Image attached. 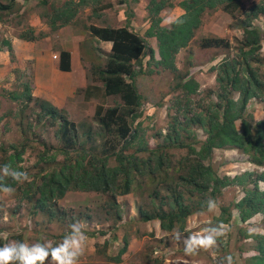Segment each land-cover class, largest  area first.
<instances>
[{
	"label": "trees",
	"instance_id": "obj_1",
	"mask_svg": "<svg viewBox=\"0 0 264 264\" xmlns=\"http://www.w3.org/2000/svg\"><path fill=\"white\" fill-rule=\"evenodd\" d=\"M14 1L0 0V21L2 13L9 16ZM92 1L95 0H62L61 4H49L41 16L52 32L73 22L78 10ZM171 1L148 0L149 24L143 35L132 29L129 15L125 16L124 25L119 27L94 24L84 27L90 36L110 42V48L102 66L92 65L95 83H86L78 91L85 100L93 97L102 102L111 95L120 100V103L106 108H102V104L95 105L92 118L97 129L93 131L101 140L98 146L94 141L90 143L95 144V151L86 146L89 132L83 136L79 133L83 122L75 123L69 119L51 99L33 98L28 83L22 85L19 94L8 91L12 100L20 94L27 101L33 100L34 124L46 121L54 127L58 147L42 146L39 155L52 153L51 159L57 154L63 158L61 162L46 167L48 170L37 178L24 182L23 197L29 200L35 195L30 203L32 213L67 219L69 224L82 217L89 219L90 214L74 217L55 206L54 201L67 190L94 191L107 196L108 201L102 207L107 212L113 207L118 221L123 206L117 204L116 197L137 191V198L141 201L135 203L136 219L144 222L156 219L159 228L165 232L181 231L189 214L201 211L203 206V210L207 209L205 202L215 200L225 187L238 185L242 195L229 205H219L216 221L230 223L231 208L236 210L239 222L256 214L264 219V187L260 186L261 182L264 183V120H255L247 110L250 100L264 95V0L248 6L240 0H178L177 5L183 13L177 17L182 22L161 26L160 12L171 6ZM216 9L228 14L229 26L241 30V36L235 39L234 44L218 36L200 39L201 47L219 48L225 53L209 68L214 72V91L207 94L200 108H190L191 95L196 94L198 83L191 76L187 77V72L175 71L173 55L186 45L203 17ZM90 13L95 14L93 7H90ZM46 34L25 28L16 36L32 41ZM144 37L155 40V50L147 46ZM0 50L11 52L7 38H0ZM145 57L147 59L142 62ZM134 61H137L136 65ZM149 64H153L155 70L160 66L170 71L176 79L171 88L167 126L162 132H153L152 136L157 141L152 145L146 141L141 126L142 96L136 85L137 76L151 73ZM58 68L70 70L68 50L59 49ZM30 125L27 132L32 129ZM197 128L204 133L203 139L197 138ZM20 134L23 139L20 143L0 145V165L9 164L19 171L22 170L19 165L22 152L28 147L24 134ZM215 148L236 149L246 156L249 164L262 169H245L233 175L218 174L212 163ZM0 183L13 189L20 186L10 177H5ZM143 187L147 191L146 204L142 202ZM64 234L59 235V241ZM248 236L253 241V253L245 258V264H264V234L253 232ZM13 239L23 241L19 235ZM127 242V236L123 237L117 253L107 258L119 261ZM4 243L5 240L0 238V245Z\"/></svg>",
	"mask_w": 264,
	"mask_h": 264
},
{
	"label": "rangeland",
	"instance_id": "obj_2",
	"mask_svg": "<svg viewBox=\"0 0 264 264\" xmlns=\"http://www.w3.org/2000/svg\"><path fill=\"white\" fill-rule=\"evenodd\" d=\"M61 1L45 0L42 3L40 0H15L9 16L2 13L0 38L5 35L16 37L17 33L25 28H32L34 32H47V36L31 41L29 49L32 51L43 48L44 51L57 55L53 47L58 46V37L54 33L55 30L49 31L41 14L47 10L49 4L50 6L57 5L61 4ZM240 1L244 6H247L259 0ZM147 2L148 0H95L82 6L78 10L74 21L67 27L81 34V37L83 36L81 40L83 42L77 50L81 55L80 60L72 67L71 74L63 75V78H57L59 80L54 86L59 89L61 79L68 80L71 77V80H73L75 74L82 75V72H84L85 84L95 83L91 74L92 65L101 66L108 50L96 38L95 41H92L94 40L93 37L88 35L84 27L94 23L97 26L121 25L122 18H125L128 12H131L133 15L132 21L135 22L134 26L137 32L141 33L146 28ZM173 4V6L165 7L161 11L162 23L166 24L168 19L174 18L181 12L177 0H173ZM90 7L94 8L95 16L90 14ZM259 23L262 24L263 21ZM65 33L68 34L70 31L66 29ZM205 35L223 36L229 39L231 44H234L235 39L240 37L241 31L230 27L228 14L216 9L210 15L203 17L202 25L196 31L193 40L175 55V64L180 73L187 72V76L190 75L198 82L199 87L196 94L191 95L190 108L195 106L200 108L205 103L204 100L207 94L214 91V72L210 71L209 68L219 61L225 53L224 50L219 48L199 47L198 39ZM262 49L264 50V44H262ZM3 52L4 55H0L2 57L0 58V145L18 144L23 140L20 133L24 134L25 141H28V147L24 148L19 165L21 171H26L30 179L32 177L37 178L38 175L48 170L46 167L61 162L63 158L60 154L55 155L54 159L50 158L51 155H54L52 153L44 156L39 155L42 146L46 148L58 147L54 127L49 126L46 121L42 124H34L35 107L33 100L27 101L21 94L15 100L9 98L7 91L19 94L22 85L28 82V79L21 76L22 73L18 70L20 62L15 59L12 48L10 53L8 51ZM75 56L77 59L78 54L76 53ZM146 59V57L143 58L142 62H145ZM31 62L32 59L28 60L27 66L24 65V67L29 68ZM133 63L136 65L137 61ZM147 66L151 73L137 76L136 85L142 96L141 126L146 141L152 145L153 142L157 141L152 136L153 132L157 130L162 132L167 126L169 120L167 114L170 111L168 105L172 96L171 88L176 79L167 70H155L153 64ZM78 89L79 87L69 93L68 95L71 96L66 98L59 96L54 90L50 92L43 89V91L50 93L48 96L52 98V102L58 108H62L69 119L75 123L83 122V126L79 128V133L83 136L87 131L89 132L90 137L86 146H91L95 151V144L90 143L94 141L98 146V143L101 142L93 131L97 129L96 123L94 125L95 120L92 118L95 105L102 104V108H106L120 103V100L113 95L107 96L102 102L93 97L85 100L82 99L81 92ZM30 93H32V90ZM33 95V98L38 96L46 98V96L39 95V93H33ZM247 110L251 112L255 120H264V95L260 99L250 100ZM28 124H32L30 125L32 126L30 132L26 130ZM195 130L197 131V138L203 139L204 133L202 130L199 128ZM40 142L44 145H41ZM212 163L218 174L233 175L245 169H262L249 164L246 156L236 149L215 148ZM260 186L264 187V183L261 182ZM24 187V182H21L18 188H14L11 195L0 192V238L4 239L6 243L7 240H12L13 236L19 235L26 240V243L42 240L58 243L59 235L67 230L68 220L47 218L46 215L32 213L30 203L35 195L27 200V197L22 195ZM143 190L142 202L146 204L147 191L145 187H143ZM29 194L27 193V195ZM137 195V191H131L128 194L116 197L117 204L123 206V209L119 212L120 214H118L121 216L118 221L113 207L109 209V212L102 207L103 203L108 201V198L98 192L67 190L62 197L54 201L55 206L65 212H70L75 215L74 217L81 214H90L91 216L90 221L85 219L73 221L85 226L89 238L87 251L80 258L79 264H221L222 261L223 264H227L224 258L228 256L232 258V264H245V258L253 253L251 250L253 241L248 234L253 232L264 234V219L259 214L244 222H239L235 215L236 211L232 210L230 223L224 224L216 221L219 207L209 211L208 208L203 210V206L201 211L190 214L186 218L183 229L179 231L183 235L180 239H177V231L165 232L161 230L156 219L147 222L136 219L135 203L141 201V198H137ZM241 195V187L231 185L225 187L215 201L218 206L229 205ZM133 216L134 219H132ZM209 226H223L225 229V234L217 238L216 246L207 250L200 248L191 254L186 253L184 239L202 232L204 228ZM100 231L102 232L100 233ZM126 236L128 240L126 250L122 254L119 263L107 259V256L116 254L122 244V238ZM103 241H105V244ZM95 248H104L103 251L106 252V256L96 252Z\"/></svg>",
	"mask_w": 264,
	"mask_h": 264
},
{
	"label": "clouds",
	"instance_id": "obj_3",
	"mask_svg": "<svg viewBox=\"0 0 264 264\" xmlns=\"http://www.w3.org/2000/svg\"><path fill=\"white\" fill-rule=\"evenodd\" d=\"M171 2H172L171 6H173L174 5L173 0ZM171 6H169V7H171ZM180 10H181V12L178 13V15L183 13L181 8H180ZM125 14H126V12H125ZM127 15H129V18H130V20H129L130 26L132 27V29L135 32H137V30L134 26L135 22L132 21L133 15L131 14V12H128L125 16H127ZM178 15H176L174 18L168 19L166 21V24L162 23L163 19L161 18V21L159 24L161 26H168V25H171L172 23H181L182 21L179 19V17H177ZM124 22H125V18L123 17L121 25H117V26L104 25V26L119 27V26L124 25ZM145 24H146L145 27L147 28L148 24H149L148 18H147V13H146ZM201 25H202V22L194 30L193 35L191 36L189 41L186 43V45L178 48L177 51L174 53L173 60H174V65H175V69H176L175 71L178 70L177 66L175 64V55L178 53V51L180 49L185 48L193 40V38L195 37L196 31L200 28ZM236 29H238V28H236ZM144 30L141 33H138V32L137 33L139 35H143ZM45 36H47V34ZM206 36H218V35L201 36L198 39V45L200 43V39L202 37H206ZM91 37H93V36H91ZM218 37H223V36H218ZM16 38H18V37L16 36ZM41 38H43V37H41ZM41 38H39V39H41ZM93 38H95V37H93ZM223 38H226V37H223ZM96 40H98V42L100 41L99 43H103L102 45L104 47H106V49L109 52L110 42L99 40V39H96ZM26 41H28V40H26ZM32 41H34V40H32ZM144 41L146 42L147 46H149L153 50H155V48H156L155 47V40L153 38L144 37ZM29 42H31V41H29ZM230 43H231V41H230ZM199 47H201V46L199 45ZM201 48H213V47H201ZM93 50L95 51L94 46H93ZM2 51H6V50H2ZM108 52H107V54H108ZM155 56H156V54H155ZM51 57L53 59H57V68H58V52H57V55L55 53H52ZM103 62H104V59H103ZM157 67H160V66H157ZM161 69L162 68L160 67L159 69L157 68L156 70H161ZM162 70H165V69H162ZM178 72H180V71L178 70ZM189 76L190 75H188L187 77H189ZM25 83H28L30 85V90H29V93H30L31 84L29 81L25 82ZM84 85H82L81 87H83ZM7 93H8V91H7ZM30 95L32 96L33 93H30ZM38 97L41 98L40 96H38ZM203 137H204V135H203ZM5 177H10L12 180H14L18 183L25 182V181L30 182V177L26 171H19L17 169H14L9 164L0 165V181H3V179ZM0 192H3L6 195H11L14 192V189L10 186L4 185L3 183H0ZM215 200L214 199H208L205 202L209 211H213L217 207H219ZM232 210H235V209L231 208V212H232ZM196 212H199V211H196ZM193 213H195V212H193ZM193 213H191V214H193ZM81 219H85V218L82 217ZM85 220L90 221L91 218L85 219ZM185 221H186V219H185ZM220 223H222V222H220ZM224 224H226V223H224ZM224 234H225V229L223 226L206 227L203 229L202 232L190 235L186 239H184L185 252L191 254L200 248H203L205 250L212 248V247L216 246L217 238L224 235ZM182 235L183 234L181 232H179V230H177L176 238L180 239L182 237ZM88 239L89 238H88L85 226L79 222H73L67 226V230H66L65 234L63 235V237L61 238V240L58 243L53 242V241H48V240H42V241H37V242H32V243H26L25 242L26 240H24V239H23V241L22 240H16V239L7 240L6 243H4L3 245H0V264H79L80 258L82 256H84L86 251H87ZM103 243L105 244V241H103ZM95 250H97L96 252L101 253L103 256H106V252L103 251L104 248H98V249L95 248ZM122 254H121V256H122ZM114 255L115 254L109 255V256H114ZM224 259L227 261V264H232V258L230 256L225 257ZM119 261H115V262L119 263ZM221 264H223V261L221 262Z\"/></svg>",
	"mask_w": 264,
	"mask_h": 264
},
{
	"label": "crops",
	"instance_id": "obj_4",
	"mask_svg": "<svg viewBox=\"0 0 264 264\" xmlns=\"http://www.w3.org/2000/svg\"><path fill=\"white\" fill-rule=\"evenodd\" d=\"M90 14L95 16L94 13H90ZM70 23L58 27L54 31V33L58 37V46L53 47V49H55L56 52H58L59 49L62 48L69 51L70 53L69 71L59 70L57 68V59H53L51 57L52 53H50L49 51L48 52L44 51L45 49L43 48L38 50L34 49L31 51L29 49L30 46L29 41L16 38L15 36L14 37L10 35L4 36V38H8L10 42V47L12 48L15 59L20 62V65L18 66V70L22 73L21 76H23V78L24 77L27 78L31 84L32 93L35 94L39 93V95L43 94L44 96H46V98L52 99L51 97L48 96L50 93L46 92L45 90L43 91V89H47L50 92L54 90L57 94H59V96H64L66 98L68 96H71L68 94L73 92V90L85 84L84 81L85 78H83L84 72H82L81 73L82 75H80L79 73L75 74L74 75L75 78L73 80H71V77H69L68 80L61 79L59 89L56 86H54L55 84H57L59 80L57 78H63V75L71 74L72 67L76 64V62H78V60H80L81 57V55L77 50H79L80 45L83 42L81 41L83 39V36L81 37V34L76 33L73 29L70 30V28H67L71 25ZM66 29H68L70 33L66 34L65 33ZM93 39L94 40L92 41H95V38ZM76 53L78 54L77 59L75 56ZM0 55H4V52L2 50H0ZM30 59H32V62L29 64V68H25L27 66V61Z\"/></svg>",
	"mask_w": 264,
	"mask_h": 264
}]
</instances>
